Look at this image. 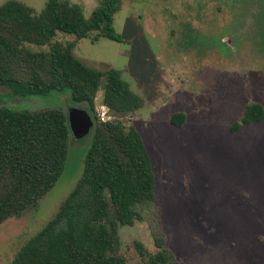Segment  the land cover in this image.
<instances>
[{
  "label": "rangeland",
  "instance_id": "obj_1",
  "mask_svg": "<svg viewBox=\"0 0 264 264\" xmlns=\"http://www.w3.org/2000/svg\"><path fill=\"white\" fill-rule=\"evenodd\" d=\"M19 1L39 12L47 0ZM70 1L86 18L101 2ZM252 1L120 0L113 27L121 41H93L95 33L56 37L75 41L73 54L88 66L119 70L143 100L134 113L116 117L139 132L156 197L138 207L140 220L118 228L127 264H144L134 243L152 253L156 236L182 264H264V117L241 123L247 105L264 106V0ZM69 103L66 92L14 98L0 85V104L11 108L67 110ZM104 110L96 105L97 114ZM176 112L186 116L180 126L170 122ZM91 138V131L71 136L53 188L0 224V264L55 214L82 173Z\"/></svg>",
  "mask_w": 264,
  "mask_h": 264
},
{
  "label": "trees",
  "instance_id": "obj_2",
  "mask_svg": "<svg viewBox=\"0 0 264 264\" xmlns=\"http://www.w3.org/2000/svg\"><path fill=\"white\" fill-rule=\"evenodd\" d=\"M119 7L120 0H101L86 18L70 0H47L39 12L19 0L0 5V85L8 86L14 98L66 92L69 104L86 108L93 120L75 186L9 264H127L118 228L140 220L138 207L156 200L142 138L116 118L140 109L142 98L119 70L88 66L73 54L75 41L56 39L59 32L75 40L95 33L93 41H121L113 27ZM25 43L46 49L30 50ZM96 105L105 106L112 118L100 120ZM263 117L264 106L254 102L245 107L241 123ZM185 118L176 112L170 122L180 126ZM70 137L67 110L30 111L0 104V224L22 216L53 188L63 172ZM134 245L144 264H182L162 237L154 238L152 253L141 243Z\"/></svg>",
  "mask_w": 264,
  "mask_h": 264
},
{
  "label": "water",
  "instance_id": "obj_3",
  "mask_svg": "<svg viewBox=\"0 0 264 264\" xmlns=\"http://www.w3.org/2000/svg\"><path fill=\"white\" fill-rule=\"evenodd\" d=\"M67 121L71 136L75 140H79L87 135L93 126V120L84 107H69L67 109Z\"/></svg>",
  "mask_w": 264,
  "mask_h": 264
},
{
  "label": "built area",
  "instance_id": "obj_4",
  "mask_svg": "<svg viewBox=\"0 0 264 264\" xmlns=\"http://www.w3.org/2000/svg\"><path fill=\"white\" fill-rule=\"evenodd\" d=\"M103 109H107L105 106H101ZM97 116L99 117L100 120L102 121H105V120H108L109 117L107 115V112L104 110L103 113L100 114H97Z\"/></svg>",
  "mask_w": 264,
  "mask_h": 264
}]
</instances>
